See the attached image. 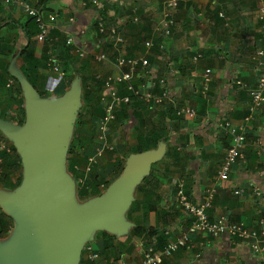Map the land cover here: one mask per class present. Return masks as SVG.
Segmentation results:
<instances>
[{
    "label": "crops",
    "instance_id": "crops-1",
    "mask_svg": "<svg viewBox=\"0 0 264 264\" xmlns=\"http://www.w3.org/2000/svg\"><path fill=\"white\" fill-rule=\"evenodd\" d=\"M30 1L33 6H42L47 14H57L56 36L52 40L59 49L65 75L46 65L49 46L39 42L36 23L18 4L6 5L0 0V120L20 125L26 92L19 77L38 89L45 100H56L67 96L77 85L72 76L83 73L91 82L87 88L97 99L96 79L102 77L104 81L107 76L118 75L115 60L120 54L147 56L155 76L165 78L168 93L175 101L155 104L134 98L130 107L124 108L125 112L118 113L116 123L120 125L121 136L115 133V140L121 137L120 141L131 150V156L151 153L153 159L134 185L122 213L127 228L122 231L98 229L89 240L98 248L102 264H119L121 260L126 264H140L147 244L162 248L187 229L191 220L179 205L174 179L184 180L186 193L195 201H202L206 191L216 187L209 209L212 219L228 215L232 221H243L249 228L262 226L264 201L255 191L261 190L264 194V174L261 173L264 105L247 119L250 98L234 81L240 79L250 85L258 81L259 73L252 56L264 45L258 19L264 0L182 1L175 10H170L174 22L169 36L162 32L165 0H97L98 4H94V0ZM221 11L226 17L219 15ZM97 13L107 22L118 24L126 38L120 51L110 39L105 40L102 47L108 60L104 63L94 60V54L100 49L93 25ZM81 28H87L82 36ZM71 34L75 46H70L64 58L62 44ZM148 40L153 44L151 48L144 44ZM76 46L86 51L85 57L78 58ZM87 64L89 69L85 70L83 66ZM207 69L213 70L212 81L209 89L202 92V77ZM9 77L15 79L10 87L7 86ZM135 82L143 91V76H137ZM82 92L81 89L80 105H84ZM105 92L103 87V94ZM161 92V87L156 86L153 93ZM121 93L126 92L121 90ZM93 101L86 105L95 107L96 100ZM181 107L193 110L194 115L178 114ZM226 120L244 127L247 144L244 159L236 162L226 177L218 178L216 171L232 142L231 135L218 125ZM92 135L78 130L73 140L72 132L67 159L71 155L79 165L85 163L95 146V134ZM160 135L154 143L151 137L156 139ZM0 140L15 148L13 140L1 128ZM83 140H89L90 146L84 147ZM123 144L117 145L123 147ZM141 146L146 149L135 151ZM20 160L22 162L21 156ZM101 169L100 160L95 173L101 183L110 186L118 179L115 173L108 181ZM21 172L23 170L17 175L11 174L12 179L17 180ZM1 184L0 189H3ZM73 189L81 205L101 195L99 186L98 195L81 198V187L76 180ZM236 190L241 193L236 194ZM168 230L169 236L165 234ZM224 258L237 264H264V253H255L245 241L228 235L203 234L193 236L188 246L179 248L161 264H220ZM79 264L93 263L81 252Z\"/></svg>",
    "mask_w": 264,
    "mask_h": 264
},
{
    "label": "water",
    "instance_id": "water-1",
    "mask_svg": "<svg viewBox=\"0 0 264 264\" xmlns=\"http://www.w3.org/2000/svg\"><path fill=\"white\" fill-rule=\"evenodd\" d=\"M19 79L26 92L25 122L0 120L23 163L21 184L14 191L0 189V205L17 224L13 235L0 243V264H79L83 246L95 230L127 228L122 213L153 155L131 156L103 194L79 204L74 197L75 179L67 171V147L81 89L75 85L67 96L45 100L32 84Z\"/></svg>",
    "mask_w": 264,
    "mask_h": 264
},
{
    "label": "built area",
    "instance_id": "built-area-1",
    "mask_svg": "<svg viewBox=\"0 0 264 264\" xmlns=\"http://www.w3.org/2000/svg\"><path fill=\"white\" fill-rule=\"evenodd\" d=\"M185 0H165V19L162 25L164 36H169L171 33V26L173 19L171 18L170 10H175L180 2ZM6 5L18 4L25 14L32 18L36 23L39 33V42L47 44V62L46 65L53 71L59 73L61 76L65 75L64 69L61 67L59 61V49L53 44L50 35L52 30L56 29V13H46L42 6H33L30 0H2ZM98 4L97 0L93 1ZM99 6V5H98ZM221 17H226L225 13H219ZM258 19L260 27L264 36V7L258 10ZM138 21L137 18L134 19ZM71 21H75L71 18ZM94 28L99 36V43L97 47L98 52L94 54V59L99 63H104L108 60L106 51L102 45L105 40L110 39L117 50H121L126 42L124 32L118 24L107 22L100 13H97ZM87 33V28H81V36ZM66 43L70 46H75V39L72 34L66 38ZM145 46L151 48L153 46L151 41H146ZM163 45H161V48ZM76 53L80 57L86 56V51L76 46ZM256 69L259 73L258 81L255 85H250L243 80L237 79L234 81L235 85L247 91L250 98V113L247 119H250L258 109L264 105V45L257 48L255 54L252 56ZM115 66L119 70L116 76H107L104 79V88L106 92L101 96V106L103 109V116L96 122L95 146L86 158L84 167L79 164L75 165V169L83 171L85 177L77 176L76 182L81 186L85 184L91 173L96 170L100 164L101 158L105 152L114 148V143L109 141L111 124L116 121L119 110L123 107H130L134 98H139L146 103L154 102L158 104L163 100H168L174 103V99L168 93V86L165 78L158 79L152 71L151 64L147 56H126L120 54L115 60ZM212 69H207L202 77L201 90L206 92L209 89L212 81ZM137 76H143L144 90L142 91L135 82ZM15 84V79L9 77L7 86L10 87ZM156 86H160L162 92L154 94ZM124 90L126 93H121ZM24 106V105H23ZM178 114L194 115V111L185 107H181ZM219 127L226 130L232 137V142L228 148L222 162L220 163L216 176L218 178L226 177L232 170L234 164L244 159V150L247 144V136L243 126H235L228 120L218 123ZM4 152L12 153V146L4 140H0V179L3 176ZM264 174V163L261 169ZM173 184L176 188V195L181 208L187 213L191 220L190 225L186 230L177 235L176 238L170 239L162 248H158L154 243L147 244L144 250L143 260L140 264H161L163 260L171 256L175 251L181 247L188 246L193 236L196 234H203L210 237H218L221 235H228L233 238L245 241L249 244L255 253H264V223L259 229L249 228L243 221H232L228 215H222L220 218L212 219L209 214V209L212 207L217 189L212 187L206 191V197L202 201L193 200L185 190V182L183 179H174ZM104 183L100 184V194H103L107 188ZM240 194V190L235 191ZM256 195L264 201V194L261 190L255 191ZM165 234L169 236L170 231ZM86 259L93 264H102L99 250L91 241H87L82 249ZM119 264H126L121 260ZM220 264H237L235 261L222 259Z\"/></svg>",
    "mask_w": 264,
    "mask_h": 264
},
{
    "label": "trees",
    "instance_id": "trees-1",
    "mask_svg": "<svg viewBox=\"0 0 264 264\" xmlns=\"http://www.w3.org/2000/svg\"><path fill=\"white\" fill-rule=\"evenodd\" d=\"M55 31L56 30H52L50 33L52 39H53V37L56 36ZM66 41H67V39H65L63 41V44H62L63 45L62 53H63L64 58L66 55H68L69 50L71 49L70 45H68L66 43ZM82 82H83V79H82ZM87 85L88 84L85 85L83 83V86H84L83 87L84 88V92H83L84 105H83V108L78 110L77 115H76V122H75L76 124L75 125H76V127L79 126V128L86 121H89V122L91 121L92 123H94L96 125V122L103 116L102 106H101V104L98 105V103H97V101H99L101 103V97L100 98L98 97L96 99L95 107H91L90 104L86 105L88 103H92V99L94 97V93L90 89L87 88ZM96 86L99 88L98 84H96ZM38 92L41 94V96L43 95L39 90H38ZM22 111H23L22 112L23 116L19 120L20 124H23L25 122V117H26L25 110L23 109ZM120 111L125 112L124 107L121 110H119V112ZM95 118H97L98 120ZM117 120H119V119L117 118L116 121ZM155 136H158V134ZM160 137H161V135L159 137H157L156 139H155V137H151V138L154 139L153 141H154V143H156ZM144 149H146V148L141 146V147L136 148L135 151L142 152ZM12 151H13L12 153L4 152L2 154V156L4 158V164H3V176L0 179V183H2L1 185L3 186V188L8 190V191H14L21 184V181H22L21 173H19V177L15 181L11 177V174L17 175L19 171L23 170V164L20 160V156L17 154V151L13 146H12ZM76 164H79V161L74 160L72 158V156L69 155V157L67 159V171L69 173H71V175L74 178H77V176H78L77 170L75 169ZM123 170H124V165L121 166L120 172H122ZM95 172H96V170L91 173L90 177L86 180L85 184L80 186L81 189L79 191V196L81 198H85V197H88L91 195L92 196L98 195V188L101 184V179L98 178L97 173H95ZM14 224H15L14 217L12 215H10L9 213H6L5 211H3L2 207L0 205V243H4L10 238V237H8V235L13 230ZM95 248L98 250V248L96 246H95Z\"/></svg>",
    "mask_w": 264,
    "mask_h": 264
},
{
    "label": "rangeland",
    "instance_id": "rangeland-1",
    "mask_svg": "<svg viewBox=\"0 0 264 264\" xmlns=\"http://www.w3.org/2000/svg\"><path fill=\"white\" fill-rule=\"evenodd\" d=\"M78 58L81 59L82 57L79 56ZM84 67H85V70H87V68L89 69V65L88 64L83 66V68ZM92 68H95V67L92 66ZM72 78L75 79V82H77V85L80 87V89H82L83 92H84L83 83L85 85L91 83L90 79L88 77H85L83 73L82 74L75 73L72 76ZM82 79H83V82H82ZM101 79H102V77H101ZM101 79H96L97 81L95 82V84H98V86H99V88L97 87V96L99 98L103 94V87H104L103 86L104 81L101 80ZM83 92H82V94H83ZM93 99L96 100V96H94ZM93 99H92V101H93ZM97 103H98V105L101 104L99 101H97ZM81 108H83L82 104L80 105L79 110ZM75 122H76V120H75ZM75 124H74V129H73V140H75L77 138L76 131H78V130L79 131L83 130V131L89 132V133H91L93 135L96 133V125H97V123L95 125L91 121L90 122L86 121V122H84L83 125L80 126V128H79V126L76 127ZM115 133H118L121 136L120 125L118 123H116V121L111 124L110 135H109V141L114 143V148L112 150L106 151L105 155H104V158L103 157L101 158V165H102V169H101L102 171L101 172L105 176H107V180L108 181H109V179H112L115 176V173H117L118 177L122 174L123 171L120 172L121 171V166L124 165V168H125V165L128 163V160L130 159V156L132 155L131 152H130L131 150L128 147H126L127 145L123 144V141L122 142L120 141L121 137L120 138L118 137L119 139L115 140L116 139ZM71 140H72V138H71ZM81 144L84 147H89L90 146V141L89 140H83L81 142ZM117 144L118 145L123 144L124 146L123 147L122 146H118ZM85 163H86V161H85ZM85 163H83L82 165L80 164V165L82 167H84ZM77 175L81 176V177H85V173L83 171H78ZM21 176H23V172H21ZM2 210L7 213V210H5L4 208H2ZM16 225L17 224H14L13 230L10 232L8 237L13 235V233L15 232V229H16ZM98 234H100V232Z\"/></svg>",
    "mask_w": 264,
    "mask_h": 264
}]
</instances>
